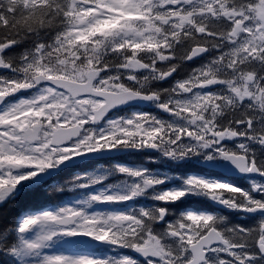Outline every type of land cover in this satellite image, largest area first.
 Wrapping results in <instances>:
<instances>
[{"label": "snow or ice", "instance_id": "snow-or-ice-1", "mask_svg": "<svg viewBox=\"0 0 264 264\" xmlns=\"http://www.w3.org/2000/svg\"><path fill=\"white\" fill-rule=\"evenodd\" d=\"M24 40L28 51L5 55ZM0 69L11 73L0 76V264H264V181L242 190L211 172L226 160L264 177V0H0ZM141 101L169 118L126 111ZM125 148L210 171L168 187L117 164L122 188L85 172L56 189L71 195L46 199L48 170ZM200 195L260 219H173L175 201ZM144 196L159 203L141 206Z\"/></svg>", "mask_w": 264, "mask_h": 264}, {"label": "flooded vegetation", "instance_id": "flooded-vegetation-1", "mask_svg": "<svg viewBox=\"0 0 264 264\" xmlns=\"http://www.w3.org/2000/svg\"><path fill=\"white\" fill-rule=\"evenodd\" d=\"M154 86L158 87H163L167 88L171 86V82H166V81H158L155 82ZM143 111V112H148L153 115H156L159 118V111L160 108L156 106V104H151L148 106H142V107H133L130 109H126V111ZM123 114V113H121ZM166 120V119H165ZM134 151H131L130 153H123L121 155H118L116 157L112 156H102L99 159H93V160H87V161H82L79 162L77 165H75L72 168H69L71 170V173L74 171L76 174H82L85 172H90V170H93L97 165H102V166H108L110 167L111 165H124L127 167L134 166V165H139L142 166L144 169L148 170L151 172V170H159L160 168L163 171L167 172L168 176H172L171 173L169 172L172 168H175V161L162 156V154L156 152L155 150H150V149H144V150H136L133 149ZM133 160H137L139 162H133ZM66 162V161H65ZM116 162V163H115ZM70 170L66 169H61L59 172V175L61 177H64L65 175H69L68 173ZM58 177V176H57ZM58 181V178L53 179L52 181L49 182V185L54 184L56 181ZM246 213L241 212L240 217H239V212L234 214L235 218H244L246 221H251L247 217H245Z\"/></svg>", "mask_w": 264, "mask_h": 264}, {"label": "trees", "instance_id": "trees-1", "mask_svg": "<svg viewBox=\"0 0 264 264\" xmlns=\"http://www.w3.org/2000/svg\"><path fill=\"white\" fill-rule=\"evenodd\" d=\"M32 47V42L31 40H24L20 42L19 44L13 45L11 47V51L9 52L8 56L12 57L13 59L19 57L21 54H23L25 51H28ZM42 191L47 193L46 189H41ZM58 194L56 189H52L50 194H46V199L49 202H56L58 199ZM182 206V209H185V207H192L193 209H200L205 207V202H202L199 199H188L186 202H184ZM255 224V223H253ZM251 224V225H253ZM112 257V256H111Z\"/></svg>", "mask_w": 264, "mask_h": 264}, {"label": "rangeland", "instance_id": "rangeland-1", "mask_svg": "<svg viewBox=\"0 0 264 264\" xmlns=\"http://www.w3.org/2000/svg\"><path fill=\"white\" fill-rule=\"evenodd\" d=\"M161 113H163V115L165 117H167L168 113L164 112L163 110L161 111ZM162 119H166V118H162ZM125 185V184H124ZM124 185H118V186H115V187H119V188H122ZM97 187H100L99 185ZM79 191V190H78ZM144 200H147L148 198L146 196L143 197Z\"/></svg>", "mask_w": 264, "mask_h": 264}, {"label": "water", "instance_id": "water-1", "mask_svg": "<svg viewBox=\"0 0 264 264\" xmlns=\"http://www.w3.org/2000/svg\"><path fill=\"white\" fill-rule=\"evenodd\" d=\"M230 165H231V163H229V164H228V163L225 164V165H224V168H222V170L226 171V168L229 167ZM238 172L240 173V175L243 174V173H241L239 170H238ZM239 173H238V174H239ZM251 176H258V175H257V174H253V173H251ZM251 214H252V213H251ZM252 215H254V214H252Z\"/></svg>", "mask_w": 264, "mask_h": 264}]
</instances>
